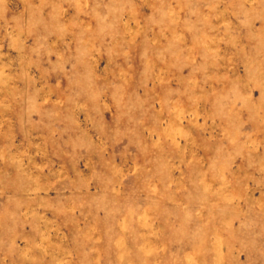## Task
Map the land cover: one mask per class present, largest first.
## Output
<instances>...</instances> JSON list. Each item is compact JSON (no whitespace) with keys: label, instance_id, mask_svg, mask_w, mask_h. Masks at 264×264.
<instances>
[{"label":"rangeland","instance_id":"374dc122","mask_svg":"<svg viewBox=\"0 0 264 264\" xmlns=\"http://www.w3.org/2000/svg\"><path fill=\"white\" fill-rule=\"evenodd\" d=\"M0 264H264V0H0Z\"/></svg>","mask_w":264,"mask_h":264}]
</instances>
